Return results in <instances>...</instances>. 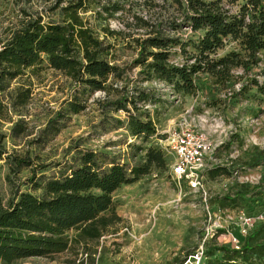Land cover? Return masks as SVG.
I'll list each match as a JSON object with an SVG mask.
<instances>
[{
  "label": "rangeland",
  "instance_id": "1",
  "mask_svg": "<svg viewBox=\"0 0 264 264\" xmlns=\"http://www.w3.org/2000/svg\"><path fill=\"white\" fill-rule=\"evenodd\" d=\"M97 1L100 5H93L84 16L98 29L109 25L120 32L106 37L116 64L125 68L123 79L116 82L119 91L93 90L51 68L46 60L7 80L0 91L4 116L0 132L6 151L0 159V196L7 204L17 191L42 195L43 189H34V182L41 176H60L84 151L132 167L145 160L150 146H170L175 128L187 118L215 147L203 169L207 203L201 191L186 184L182 191L177 189L171 176L173 157L167 153L166 168H156L114 192L122 222L100 239L18 264H181L204 242L210 225L218 229L205 245L213 259H221L223 252L216 247L233 248V237L244 241L245 218L262 217L264 222V94L251 90L235 95L239 84L234 91L219 89L204 76L195 95L182 96L163 82L145 80L141 68L132 65L138 56L135 39L141 32L134 24L126 25L133 23L132 0ZM114 3L126 9L109 18L101 8ZM55 5L56 0H0V49L30 18L61 21ZM183 34L193 39L199 35L187 30ZM229 50L230 44L218 53ZM259 58L263 67L264 50ZM175 59L181 62L183 57ZM140 89L150 94L148 102L138 103V111L129 102L126 107L138 116L144 114L143 120L149 115L155 123L157 132L147 140L131 133L129 113L119 103L137 96ZM74 105L82 109L75 113ZM9 156L29 157L34 165L14 173Z\"/></svg>",
  "mask_w": 264,
  "mask_h": 264
},
{
  "label": "trees",
  "instance_id": "2",
  "mask_svg": "<svg viewBox=\"0 0 264 264\" xmlns=\"http://www.w3.org/2000/svg\"><path fill=\"white\" fill-rule=\"evenodd\" d=\"M95 4L99 1L56 0L53 9H60L61 21L45 22L37 16L12 32L0 49V91L5 90L7 80L44 60L93 90L119 91L116 82L123 79L125 68L116 64L106 37L120 32L109 25L98 29L90 23L84 13ZM101 9L112 18L126 8L114 3ZM130 10L133 23L126 25L134 24L141 31L135 39L138 56L132 65L141 68L145 80L163 82L182 96L195 95L204 76L219 89L234 91L239 84L235 95L251 90L264 94V66L259 58L264 50V0H132ZM184 30L199 35L197 39L185 38ZM228 44L230 50L219 54ZM176 56L183 57L182 61H176ZM137 92L119 103L129 113L131 133L147 140L157 132L155 123L149 115L143 120L144 114L138 116L126 107L129 102L138 111V103L148 102L149 93ZM81 109L74 105L72 110L78 113ZM4 139L0 132V159L6 152ZM167 155L164 148L150 146L143 162L128 167L84 151L60 176H41L34 182L33 188L43 189L42 195L17 191L7 204L0 196V264L53 257L76 244L100 239L122 222L113 202L114 192L156 168H166ZM9 158L14 173L34 165L29 157ZM239 244L240 249L216 247L223 252L221 259H213L206 247L205 264H264V222Z\"/></svg>",
  "mask_w": 264,
  "mask_h": 264
},
{
  "label": "built area",
  "instance_id": "3",
  "mask_svg": "<svg viewBox=\"0 0 264 264\" xmlns=\"http://www.w3.org/2000/svg\"><path fill=\"white\" fill-rule=\"evenodd\" d=\"M171 139L170 146L165 147L164 150L166 149L165 151L173 157L171 176L175 186L182 191L186 184L194 191H201L204 202L207 203L203 169L215 147L204 133L196 129L187 118H183L178 124ZM209 215L211 217L210 212ZM260 222H262V217L245 218L243 233L248 235ZM210 226L206 230L204 242L194 252L188 254L181 264H205L207 260L206 239L218 229V227ZM232 243L235 248L240 249L239 241L235 237L232 238Z\"/></svg>",
  "mask_w": 264,
  "mask_h": 264
}]
</instances>
